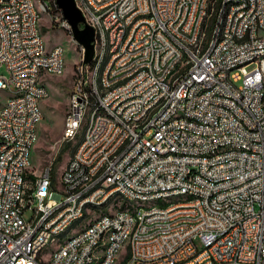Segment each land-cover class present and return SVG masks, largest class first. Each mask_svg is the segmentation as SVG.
<instances>
[{
  "label": "built area",
  "instance_id": "obj_1",
  "mask_svg": "<svg viewBox=\"0 0 264 264\" xmlns=\"http://www.w3.org/2000/svg\"><path fill=\"white\" fill-rule=\"evenodd\" d=\"M204 2H213L209 14ZM75 7L92 29V56L83 63L76 45L56 147L92 105L100 113L58 192L50 164L41 176L29 170L42 117L35 95L47 93L39 78L45 68L61 73L58 50L47 53L35 40L33 22L44 13L68 33L69 26L54 0H0V90H16L0 104V264H42L36 245L45 247L68 217H87L95 230L55 247L49 264L94 256L103 264H264V36H257L264 0H81ZM216 27L223 37L205 51ZM103 52H111L110 65H101ZM96 66H105L100 87L92 86ZM185 190L193 197L168 205ZM103 197L132 199L135 212L98 218L93 207ZM125 232L133 243L116 263Z\"/></svg>",
  "mask_w": 264,
  "mask_h": 264
},
{
  "label": "rangeland",
  "instance_id": "obj_2",
  "mask_svg": "<svg viewBox=\"0 0 264 264\" xmlns=\"http://www.w3.org/2000/svg\"><path fill=\"white\" fill-rule=\"evenodd\" d=\"M39 33L43 39L45 45L52 49L59 47L62 49V60H63V76L59 78H52L48 81L49 83V95L41 104V120L38 124L37 130V141L33 148L30 150L29 160L31 168L37 173V169L50 164L52 169V183L56 191H60L59 179L78 144L82 136L84 125L80 128L77 133V137L68 143L62 144L59 148L56 147V142L61 136V117L63 114L67 91L70 86V77L72 64L78 61V53L76 44L71 39L68 32L60 28L56 22L50 21L49 16L41 13L37 22ZM262 35V33H260ZM250 68V67H249ZM247 68V69H249ZM238 84V83H237ZM12 91H1L0 90V104L10 96ZM58 149V150H57ZM73 149V150H72ZM57 150V151H56ZM72 151V152H71ZM43 167L37 176H41ZM159 205L160 204H156ZM147 205L139 206V209L145 208ZM124 208L126 204L123 201H118L115 208ZM115 209H111L106 213H113ZM100 214H105L104 211H95L96 217ZM25 217V216H24ZM89 221L84 220L80 227L70 229L69 236L77 235L80 231L85 229L86 224ZM58 247V244H47L39 253V260L43 264L49 262V256L52 250ZM127 242H124L116 257V263H118L126 254Z\"/></svg>",
  "mask_w": 264,
  "mask_h": 264
},
{
  "label": "bare ground",
  "instance_id": "obj_3",
  "mask_svg": "<svg viewBox=\"0 0 264 264\" xmlns=\"http://www.w3.org/2000/svg\"><path fill=\"white\" fill-rule=\"evenodd\" d=\"M74 6H81V0H73ZM213 10V2H204L202 5V14H209ZM135 23H143V16H135ZM262 33V35H260ZM208 34V26H201L200 35ZM33 36L36 41L43 42L39 33L37 22H33ZM257 36H264V27L257 29ZM219 37H223V27H216V37H211L205 42V51H213L216 46L219 44ZM194 47H201V40H194ZM58 50V59H57V69L58 72H62L63 60H62V49L59 47H54L52 49H46L47 53H54ZM111 61V52H103L101 56V65H110ZM241 61H233L232 69H240ZM42 73H47L52 76H57V70L55 68H45L42 69ZM105 73V66H96L95 74L92 75V86L100 87L103 84V75ZM2 91H12L10 96L7 99H13L16 97V90H2ZM47 96V93H37L35 95V106L39 107V101L44 99ZM100 113V105H92V112H88L87 116L82 120V126L84 125L82 136L80 138V143L78 144L73 155L79 152V145L85 144L87 141V134H85V129H92L93 126L98 122V115ZM81 127L78 129H73L71 132V138L68 139L67 143L75 138ZM77 137V136H76ZM73 155L68 161L63 174L68 171L69 165L73 159ZM30 156V154H29ZM30 163V162H29ZM43 173V172H42ZM26 188L17 189V197L25 198ZM121 196V189H111V197ZM185 197H193V190H185L183 192H173L168 198V205H176L182 200H185ZM118 201H123L126 204V207L115 208ZM160 203H167V196H160ZM121 210L125 213H134L135 212V203L132 199L128 198H116L115 200L110 201V197H103V205L93 207V215L95 211H104L105 214H100L98 218H107L112 213H106L110 210ZM114 213V212H113ZM87 217H80V223H78V217H68L67 225H60L59 231H55V234H51L46 239V245L58 244V247H64L70 243L71 240H74L77 236L83 234H89L95 230V221H89L85 229L80 231L77 235L69 236V231L72 228L80 227L81 223L86 220ZM69 226V227H68ZM115 235V227H107V236ZM127 242V248L132 246L133 243V234L132 232H125L122 237V244ZM44 248V245H36V252H41ZM102 250L110 249V241L101 242ZM92 253H99V245H92ZM43 264V263H42ZM49 264V262L47 263ZM80 264H103V256H94V258H87ZM114 264V263H107Z\"/></svg>",
  "mask_w": 264,
  "mask_h": 264
},
{
  "label": "water",
  "instance_id": "obj_4",
  "mask_svg": "<svg viewBox=\"0 0 264 264\" xmlns=\"http://www.w3.org/2000/svg\"><path fill=\"white\" fill-rule=\"evenodd\" d=\"M54 2L60 9L62 18L69 26L71 39L83 49L82 62H88L92 56V29L83 23L82 15L74 6L73 0H54ZM81 23L82 27L79 28Z\"/></svg>",
  "mask_w": 264,
  "mask_h": 264
},
{
  "label": "crops",
  "instance_id": "obj_5",
  "mask_svg": "<svg viewBox=\"0 0 264 264\" xmlns=\"http://www.w3.org/2000/svg\"><path fill=\"white\" fill-rule=\"evenodd\" d=\"M40 17V16H39ZM39 19V18H38ZM38 22V21H37ZM39 29V28H38ZM43 40V39H42ZM43 43H44V41H43ZM44 45H45V43H44ZM51 46H53V45H51ZM50 46V47H51ZM50 47H47L46 45H45V48L46 49H49ZM73 65V64H72ZM63 76V71L59 74V75H57V76H52V75H49V74H47V73H42L41 75H40V78H39V80H40V83H41V85L45 88V90H46V92H47V96L44 98V99H42V100H40L39 101V108H40V111H41V104H42V102L48 97V95H49V83H48V81L50 80V79H52V78H59V77H62ZM69 77H70V81H71V83H70V86H69V89H68V91H67V97H66V102H65V106H64V110H63V114H62V117H61V131H62V124H63V118H64V113H65V107H66V104H67V98H68V93H69V90H70V88H71V85H72V71H71V73L69 74ZM37 130H38V127H37ZM37 133V132H36ZM38 137V136H37ZM37 137H36V141H37ZM36 143V142H35ZM34 143V144H35ZM34 146V145H33ZM33 146H32V148H33ZM31 148V149H32ZM72 152V151H71ZM29 162H30V160H29ZM43 167V166H42ZM41 167V168H42ZM41 168H39V169H37L38 171H37V173H35V171L31 168V166H30V163H29V170L31 171V174H32V176H37L38 175V173L40 172V170H41Z\"/></svg>",
  "mask_w": 264,
  "mask_h": 264
},
{
  "label": "trees",
  "instance_id": "obj_6",
  "mask_svg": "<svg viewBox=\"0 0 264 264\" xmlns=\"http://www.w3.org/2000/svg\"><path fill=\"white\" fill-rule=\"evenodd\" d=\"M73 150V149H72ZM53 174V173H52Z\"/></svg>",
  "mask_w": 264,
  "mask_h": 264
}]
</instances>
